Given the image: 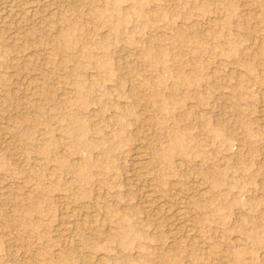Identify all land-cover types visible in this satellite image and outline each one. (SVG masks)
Here are the masks:
<instances>
[{
  "label": "rangeland",
  "instance_id": "1",
  "mask_svg": "<svg viewBox=\"0 0 264 264\" xmlns=\"http://www.w3.org/2000/svg\"><path fill=\"white\" fill-rule=\"evenodd\" d=\"M24 2L0 264H264V0Z\"/></svg>",
  "mask_w": 264,
  "mask_h": 264
},
{
  "label": "bare ground",
  "instance_id": "2",
  "mask_svg": "<svg viewBox=\"0 0 264 264\" xmlns=\"http://www.w3.org/2000/svg\"><path fill=\"white\" fill-rule=\"evenodd\" d=\"M26 3H27V0H26ZM25 2L24 0H0V17H5V16H8L10 14H12V11L14 9H18L17 11H21L23 12L22 10H25V6H24ZM55 11V10H54ZM52 14V13H51ZM58 26V25H57ZM61 28V27H60ZM50 30V29H49ZM57 32V31H56ZM55 33V32H54ZM68 37V36H67ZM70 37V36H69ZM67 39V38H66ZM68 44L70 42V38H68ZM62 50V49H61ZM100 65V64H99ZM99 67V66H98ZM243 76V75H242ZM244 78V77H243ZM77 86V85H76ZM79 91V90H78ZM77 91V92H78ZM78 120V119H77ZM78 124V123H77ZM76 124V127H78V125ZM74 128V127H73ZM76 139V138H75ZM82 142V141H81ZM80 174V173H79ZM197 174V173H196ZM201 181V180H200ZM198 185V184H197ZM198 188V187H197ZM199 189V188H198ZM205 189V188H204ZM202 191V190H201ZM187 202V201H186ZM181 204V203H180ZM178 209V208H177ZM176 209V210H177ZM192 209V208H191ZM181 212V211H180ZM178 212V213H180ZM96 215V214H95ZM180 215V214H179ZM171 217V216H170ZM184 225V223H183ZM185 227L189 228L190 230V227L189 225H186ZM184 227V228H185ZM186 228V230H187ZM63 230V229H62ZM189 233V232H188Z\"/></svg>",
  "mask_w": 264,
  "mask_h": 264
}]
</instances>
